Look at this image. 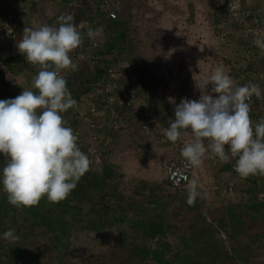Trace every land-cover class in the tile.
<instances>
[{
    "label": "trees",
    "instance_id": "trees-1",
    "mask_svg": "<svg viewBox=\"0 0 264 264\" xmlns=\"http://www.w3.org/2000/svg\"><path fill=\"white\" fill-rule=\"evenodd\" d=\"M71 1L36 0L26 14L21 10L14 11L20 25L17 42L25 26L29 27L30 20L37 21V28L42 24L58 26L57 18L61 14L74 13L76 22L85 18L102 28L103 40L96 48L89 39L83 43L84 52L91 59L93 57V66L71 53L77 69L61 70L72 97L77 101L76 108L62 115L67 126L78 134V145L88 155L90 168L69 197L58 203L44 197L36 206L17 208L8 203L7 194L0 184V264H264V198L258 199V193H264V175L244 178L238 173L233 174L247 193V199L207 209L205 216L201 207L208 200L206 197L189 205L187 196L166 194L171 189L166 180L162 185H156L138 178L131 195L120 189L124 171L121 170L120 159L113 156L112 147L118 144L119 136H126L125 132L131 126L135 128L133 111L130 107L117 109L122 120L127 122V128H117L112 121H105L104 125H98V131L103 135L98 132L92 136V126L100 117L93 116L90 109L94 107L96 113L104 115L107 120L108 98L117 99L125 92L149 94L154 106L152 110L147 105L141 108V114H146L147 117L143 118L146 120L151 119V115L158 116L161 125L158 123L159 126L151 127V132H143L138 138L141 143L149 140L160 150L168 152L173 143L166 139L163 129L169 126L167 122L173 118L179 100L169 105L167 98L158 91L162 81L159 82L149 71L145 44L137 37L139 28L132 24L134 15L130 11L124 13L115 6L116 15L111 16L101 11L98 1L92 5L90 0H82L78 8H72ZM215 1L218 4V0ZM228 1L225 0L221 6L227 5ZM4 3L7 5L6 0ZM46 7H49L47 11ZM226 14L225 10H215L210 14L214 35L220 32L217 25ZM255 18L260 19L257 24L264 25L263 12ZM251 19L247 17L245 20ZM227 36L233 39L229 33ZM235 40L242 47L244 62L247 59L254 62L249 64L246 61V71L257 76L252 83L262 84L260 87L264 89V50L252 45L242 34ZM0 53H6L0 61V100L12 99L10 86L13 82L17 83L16 79L21 77L28 81L17 83V90L22 92L24 88L31 87L32 77L40 69L27 62L20 52L13 51L10 43L3 44ZM125 62L130 64L131 73L112 79L115 83L112 92L99 97V86L111 81L108 70L118 69ZM232 62L240 64L234 56L225 59L228 66ZM252 65H255L253 70ZM29 66L34 69L28 70ZM230 68V76L238 84H247L249 76L243 78L240 68ZM260 75L262 77L259 78ZM250 108L255 112L250 114L253 122H259L264 117V98L252 96ZM135 149V157L139 160L146 158L140 155V147L136 145ZM158 149L152 156L158 153ZM5 159L0 154V171ZM93 163L100 168L91 170ZM233 163L221 162L216 171L231 172ZM181 190L185 189L177 188L175 192ZM168 205H173L170 210H166ZM9 229L16 230L17 241L3 239V233ZM107 230L109 233L104 235L102 232Z\"/></svg>",
    "mask_w": 264,
    "mask_h": 264
},
{
    "label": "clouds",
    "instance_id": "clouds-1",
    "mask_svg": "<svg viewBox=\"0 0 264 264\" xmlns=\"http://www.w3.org/2000/svg\"><path fill=\"white\" fill-rule=\"evenodd\" d=\"M224 1L218 0L216 4L217 1L214 0L211 9L212 12L225 10L227 13L225 19H228V8L232 0L221 6ZM111 2L116 15L113 0ZM3 3L4 0H0L1 7ZM18 6L3 7L4 12L14 13L18 11L16 9ZM242 16L245 19L252 17ZM225 19L217 25L220 28L217 37L222 43L226 42V39L229 40L232 45L230 51L233 53L228 59L234 56L240 60L239 65L233 62L232 65L240 68L243 78L249 76L247 84H238L223 67H217L210 75L204 76L198 85L195 83L200 92L194 95L193 100L182 98L175 106V119L167 122L170 124L163 129V134L173 143L174 149H176L174 144L183 136H187L190 142L184 143L181 149L186 167L198 169L211 150L222 163L229 162L232 157H238L235 171L241 177L264 175V117L254 123L250 117L251 108L248 102L252 96L264 98V89H261L259 84L252 83L257 80V76L253 74L254 72L246 71V61L249 64L254 62L250 59L244 62L239 43L235 40L241 34L246 37L245 30L250 20L244 19V22L233 20L234 23L224 26ZM57 25L42 24L36 29L25 26L16 46L25 60L38 66L40 70L32 77L30 88L19 92L17 86L12 85L10 86L12 99L0 100V154L6 158L0 171V184L7 194L8 203L17 208L36 206L44 197L54 203L66 200L80 178L90 168L91 161L88 155L82 152L78 145V134L67 126V121L62 115L69 109L76 108L77 101L72 97L67 87L68 81L61 75V70L77 69L71 53L83 45L85 36L94 38L95 32L91 27L86 33L78 31L74 13L61 14L57 18ZM228 33L233 39L227 38ZM253 43L264 50V39H256ZM224 47L227 46L224 44ZM120 65H127L129 68L124 74L131 73L130 64L125 62ZM231 66L226 65L228 72H232ZM209 85L212 86L210 92L207 91ZM134 93L138 97L137 102L115 107L117 114L115 119H110L109 110H107L109 118L105 120L104 115L99 116L94 107L90 109L89 112L93 116L100 117L98 123L92 126V136L100 133L98 125H104L105 121L107 123L112 121L117 128L121 126L127 128V122L122 120L117 110L125 107H130L133 117L139 118L137 120L135 117L134 123L135 128L141 129V121L147 117L146 114H141L139 109L140 97L144 93ZM97 95L101 97L100 94ZM151 104L153 105L152 102ZM157 119L154 126L153 123L150 124L151 127L155 128L158 123L161 125L158 116ZM225 146H228L227 151ZM206 158L208 161V156ZM227 173L233 176L232 172ZM187 186L189 205H194L197 199L206 197V193L199 190L197 181L193 180ZM260 196L264 198V193ZM3 239L15 242L19 237L15 229H9L3 233Z\"/></svg>",
    "mask_w": 264,
    "mask_h": 264
},
{
    "label": "rangeland",
    "instance_id": "rangeland-1",
    "mask_svg": "<svg viewBox=\"0 0 264 264\" xmlns=\"http://www.w3.org/2000/svg\"><path fill=\"white\" fill-rule=\"evenodd\" d=\"M213 1L113 0L114 5L119 6L122 12L130 11L134 15L132 24L139 28V36L137 37L141 38L145 44V58L149 71L154 74L159 82L162 81V86L158 87V91L167 98L169 105H172L173 101L176 100H179L180 103L182 98L193 100L194 95L200 92L196 88V84L198 85L204 76L210 75L217 67H223L225 72L230 75L226 68L225 59L228 60L231 57L233 52L230 51V48L232 45L228 39L226 40L229 43L227 41L222 43L217 35L213 34L210 23L212 21L210 14L212 13L211 4ZM37 3L40 4L39 1ZM91 3L93 5V1H90L89 4ZM46 8L47 11L49 7ZM44 15L48 16L46 12ZM224 44L229 49H226ZM5 55L6 53H0V61ZM29 67L28 70L34 69L32 66ZM251 68L255 69V65H252ZM25 72L27 71L25 70ZM16 80L22 84L24 79L21 77ZM24 82L27 83L28 81L24 80ZM17 83L13 82V85L16 87ZM211 87V85L208 86V92L211 91ZM135 117L137 119V116H134V122ZM172 117L175 119L174 111ZM125 135L119 136L118 144L112 147L113 156L118 160L120 159V163L122 162L121 170L124 171L120 170L124 173V179L120 182V189L127 190V193L131 195L132 187L138 178H144L152 184L162 185L164 180V173L161 171L162 164L166 153H173L174 147H170L168 152H166L167 150H159L155 156L140 158L139 160L134 154L137 153L135 146L139 147L141 143L139 140L140 135H143L141 129L131 126ZM161 154H163L162 157H158ZM206 157L197 169L199 190L206 193L208 199L201 207L203 215L207 209L217 208L224 203L231 202L218 201L211 195L207 177L212 174L213 170ZM91 165V170L100 168L98 164L93 163ZM187 192L188 186L185 190L176 192L170 189L166 194L186 197ZM172 206L168 205L166 210H170ZM109 231L102 233L107 235ZM156 243L158 244V242ZM158 246L162 248V245L158 244Z\"/></svg>",
    "mask_w": 264,
    "mask_h": 264
},
{
    "label": "built area",
    "instance_id": "built-area-1",
    "mask_svg": "<svg viewBox=\"0 0 264 264\" xmlns=\"http://www.w3.org/2000/svg\"><path fill=\"white\" fill-rule=\"evenodd\" d=\"M98 1L100 3V9L103 11V13L107 12L111 16L115 15L114 8L112 6L111 0H90ZM36 0H24L20 3V5L16 8L17 10H21L22 13L26 14L28 7H30L32 4H34ZM82 0H72L70 3V6L72 8H78L81 6ZM5 9L0 6V45L10 43L11 49L15 52H19L17 48V35L19 30V22L17 20V17L14 13L10 12H4ZM229 17L228 19H225L223 21L224 26H228L232 23L236 22H244V17L242 15H245L246 17L248 15L252 16V19L247 23V28L245 30L246 37L248 38V41L251 42L252 45H254L253 41L256 39H264V25L257 24L260 22V19H256L255 17L258 16L260 13L263 12L264 16V0H232V3L230 4V8H228ZM257 14V15H256ZM241 17L243 19H241ZM234 20V22H233ZM78 31H81L82 33H86L88 31V28L91 27L94 32L95 36L94 38H88L85 36V39H89L90 42L93 45V48H96L101 42H102V28L100 26L96 27L93 25V23H90L88 19H80L76 22ZM246 24V23H245ZM252 26V27H251ZM29 27L35 29L36 22L33 20L29 21ZM242 49V47H240ZM239 48V50H240ZM248 47H245L247 49ZM78 60H82L85 62H88L90 66H93V57L91 59V56L84 52L83 45L77 49H75L72 52ZM241 53V50H240ZM243 54V53H241ZM91 59V60H90ZM129 68L127 65H120L118 69H109V78L111 81H108L105 85L101 86L97 93L100 94V96L109 95L113 88L115 87V83L112 82V79L116 80L118 78H121L124 74V71H128ZM1 80V79H0ZM138 97L135 96L134 92H125L122 93L121 96H119L117 99L108 98L106 102V109L110 112V119H115L117 117L115 107L123 106V105H130V103L137 102ZM141 104L139 109H141L143 106L147 105L150 108L153 107L150 101V95L144 94L140 97ZM251 98L248 101L250 104ZM150 102V103H149ZM149 103V105H148ZM251 113H255L250 111ZM151 114H149L150 116ZM148 116V117H149ZM151 119L141 121V130L144 133L151 132V126L150 124L157 121L156 115H151ZM252 119V118H251ZM253 120V119H252ZM94 127V125H93ZM190 142L187 138V136H183L180 141H177L174 145L176 149H174L173 153L167 154V156L164 158L163 164H162V172L164 173V178L168 182L169 187H171L172 190H175L177 188H183L189 185L193 180L197 181L198 183V174H197V168L195 167H186L185 160L181 156V149L184 147V143ZM226 147V151L228 150V146ZM153 148V149H150ZM157 147L153 143H146L144 142L143 145L140 147V150L142 153L140 155L151 157L154 152L157 151ZM208 163L211 167V169L214 170L209 177H207V183L209 184V190L211 191V195L215 197L218 201H231V202H238L243 199H247V193L243 191L242 187L238 184V179L234 176H231L225 171H216V169H219L220 167V161L217 157L214 156V154L211 153V150L208 152ZM237 157H232L229 161H233L234 163L231 166V172L234 175H237L235 171V164H236ZM263 192L258 193V199L261 200L260 194ZM212 198V197H211Z\"/></svg>",
    "mask_w": 264,
    "mask_h": 264
},
{
    "label": "crops",
    "instance_id": "crops-1",
    "mask_svg": "<svg viewBox=\"0 0 264 264\" xmlns=\"http://www.w3.org/2000/svg\"><path fill=\"white\" fill-rule=\"evenodd\" d=\"M21 0H6V4L7 5H5V4H3L2 6L4 7V8H6V6L8 7V8H14V7H16V6H18L21 2H20ZM259 86H263L262 84L260 85L259 84Z\"/></svg>",
    "mask_w": 264,
    "mask_h": 264
}]
</instances>
